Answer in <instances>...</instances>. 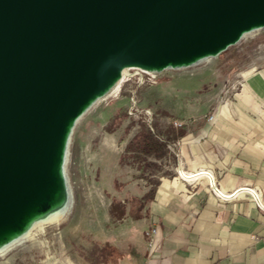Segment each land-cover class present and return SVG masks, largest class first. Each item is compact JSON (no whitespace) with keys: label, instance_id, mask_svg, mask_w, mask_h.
Segmentation results:
<instances>
[{"label":"water","instance_id":"obj_1","mask_svg":"<svg viewBox=\"0 0 264 264\" xmlns=\"http://www.w3.org/2000/svg\"><path fill=\"white\" fill-rule=\"evenodd\" d=\"M264 29V0H0V248L68 195L78 120L126 68H183Z\"/></svg>","mask_w":264,"mask_h":264},{"label":"rangeland","instance_id":"obj_2","mask_svg":"<svg viewBox=\"0 0 264 264\" xmlns=\"http://www.w3.org/2000/svg\"><path fill=\"white\" fill-rule=\"evenodd\" d=\"M261 64L264 29L191 66L150 74L130 70L120 90L99 99L73 129L65 163L70 210L0 252V264H138L146 232L135 216H145L150 190L178 179L174 161L192 142L174 141L170 154L150 158L155 166H148L126 153L129 141L142 124L164 137L184 127L196 140L200 127L227 118L230 111L222 115L220 109L236 102L242 72ZM178 171L181 180L186 170ZM202 172L188 181L209 177ZM114 202L126 207L125 216L111 214Z\"/></svg>","mask_w":264,"mask_h":264},{"label":"crops","instance_id":"obj_3","mask_svg":"<svg viewBox=\"0 0 264 264\" xmlns=\"http://www.w3.org/2000/svg\"><path fill=\"white\" fill-rule=\"evenodd\" d=\"M241 77L236 102L220 109L230 116L200 127L194 141L181 137L192 144L174 161L178 179L146 198L137 222L158 236L151 250L145 235L138 264H264V64ZM179 167L204 169L215 185L203 177L179 187Z\"/></svg>","mask_w":264,"mask_h":264},{"label":"trees","instance_id":"obj_4","mask_svg":"<svg viewBox=\"0 0 264 264\" xmlns=\"http://www.w3.org/2000/svg\"><path fill=\"white\" fill-rule=\"evenodd\" d=\"M153 127V126H152ZM154 128V127H153ZM141 130H139L134 137L129 141L126 147V153L131 155L134 160L138 162H145L148 166H155L154 162H150V158L162 159L170 154V145L187 134L184 127L174 129V135H167L164 137L161 131H152L151 127L146 124H142ZM157 129V128H156ZM155 189L148 192L146 198L153 199ZM111 214L119 218L127 214L126 207L118 202H114L110 210ZM136 219L142 218V216H135Z\"/></svg>","mask_w":264,"mask_h":264},{"label":"bare ground","instance_id":"obj_5","mask_svg":"<svg viewBox=\"0 0 264 264\" xmlns=\"http://www.w3.org/2000/svg\"><path fill=\"white\" fill-rule=\"evenodd\" d=\"M254 33L255 32L247 33L244 38H246L247 36L254 35ZM132 69H138L141 73L146 71V70L139 69V68H126L123 71V74H122L121 79L116 83V85L110 91L111 93L118 92L120 90V88L122 87V83L124 82L126 76L130 75V70H132ZM202 171H206V170H202ZM202 171L201 172L199 170H195V171L194 170L193 171L192 170L191 171H182L181 172L182 178H181V180L177 181L176 184H178V186L180 187V186H183V183H184L185 180L188 181V180H191L194 177L200 178L202 175H204L203 173H205V172H202ZM206 173L210 175V173L208 171H206ZM171 184H172V182H170V181L164 182L159 187V190H158L159 194L163 195V194L167 193L168 192V189L171 186ZM159 197H161V196H159ZM72 203H73V195H72L71 189L69 188L67 197L65 198L64 202L59 207L54 208L53 210H51L50 212H48L44 216H42L39 219H37L34 222L33 226L26 233H24L20 237L16 238L11 243H9V244L4 245L3 247H1L0 248V252H3L5 250L9 249L14 244L20 242L22 239H24V238L28 237L29 235H31L32 231L36 227L42 225L43 223H47V222H52V221L59 220L61 217H63L70 210V208L72 206Z\"/></svg>","mask_w":264,"mask_h":264},{"label":"built area","instance_id":"obj_6","mask_svg":"<svg viewBox=\"0 0 264 264\" xmlns=\"http://www.w3.org/2000/svg\"><path fill=\"white\" fill-rule=\"evenodd\" d=\"M144 74H150V73H154V72H149V71H145L142 72ZM215 184H212V186ZM146 235L148 237H150V249L151 250H155L156 248V242H157V236H158V228L157 227H150L147 231H146Z\"/></svg>","mask_w":264,"mask_h":264}]
</instances>
